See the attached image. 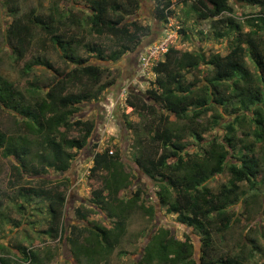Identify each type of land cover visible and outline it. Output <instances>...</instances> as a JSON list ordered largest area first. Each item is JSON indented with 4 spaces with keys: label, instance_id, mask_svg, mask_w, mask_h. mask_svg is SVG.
I'll return each instance as SVG.
<instances>
[{
    "label": "trees",
    "instance_id": "1",
    "mask_svg": "<svg viewBox=\"0 0 264 264\" xmlns=\"http://www.w3.org/2000/svg\"><path fill=\"white\" fill-rule=\"evenodd\" d=\"M139 0H90V13L87 20L90 28L97 35H108L119 42V47L106 49L98 45H86L87 55L78 53L71 45V37L64 40L55 33L52 15L37 14L31 8L27 21L14 18L7 29V37L13 43V50L18 58H23L31 44L33 26H39L59 44L61 59L66 62L63 69H55L56 75L52 84L43 96L33 97L32 102L14 87V84L0 75V103L16 111L29 132L38 140L40 146L29 156L34 143L29 138L20 136L14 141L0 130V147L5 155H11L15 163L12 165L14 176L20 178L26 169L40 174L51 168L55 172L64 173L71 168L77 150L82 149L94 130V123L75 116L80 104L99 97V94L114 80L104 84L103 61H118L128 52L129 43H137L140 35L148 28L134 20H128L122 7L131 9ZM187 2L186 0H182ZM245 4L261 5L262 10L252 20L259 23L256 29L243 33L241 24L233 18L234 9L228 0H193L189 4V12L202 19H213L214 25L224 23L223 29H217L215 35L223 36L236 30L238 37L234 45L225 54L211 53L206 56L202 51L181 50L171 44L154 65V79L144 92H129L125 101L132 110L140 109L154 113L161 127L152 133L151 140L158 149L150 153L141 152L137 163L142 171L157 182L156 195L159 203L166 207L168 213L177 214L178 220L194 229L201 240L199 259L193 256V244L186 234L184 241L178 240L167 230H160L145 245L144 254L135 264H260L253 261V251L249 255L237 252L224 256L219 260L212 257L213 229L225 230L232 221L228 207L240 198L241 182L247 183L253 190L257 185L256 175L259 161L254 148L263 140L261 126L264 124V38L258 35L264 28V0H239ZM158 2V3H157ZM156 10L164 22L172 13L171 0H156ZM15 9V6L13 7ZM224 14V15H223ZM226 14V15H225ZM223 15V16H222ZM181 33L185 30L181 28ZM185 36V35H184ZM70 39V41H69ZM128 44H123V42ZM248 45L249 57L258 69L253 74L246 64L245 46ZM94 59L95 61H91ZM212 66V76L199 86L197 81L189 80L188 74L201 65ZM47 65H49L47 63ZM29 70V64L25 67ZM228 87L230 92L226 93ZM228 91V90H227ZM235 101L233 107L234 122L242 123L243 116L238 110L247 112L254 123L253 139L242 144L238 159L228 160L229 147L235 141L233 123L227 124L226 142L211 138L201 151L188 152L183 138L189 133L196 140L202 139V132L208 129L199 120L212 109L213 103ZM173 115L176 120L185 121L180 127L170 125L168 114H156V105ZM214 123L217 120L213 119ZM77 130V137H68L66 132ZM247 134V133H246ZM36 163V164H35ZM34 165V166H33ZM224 169L229 173L228 181L222 183L217 191H213L206 182L216 173ZM90 173H101L102 184L92 190L100 200L102 209L107 210L108 218H115L110 224L93 223L92 225L75 226L74 233L64 238L70 243L76 257H83L89 264H106L113 249L119 245L126 231V220L133 208L141 207L140 188L129 198H122L120 191L131 184L129 172L118 152L110 153L108 148L96 151L92 156ZM10 184L14 180H9ZM19 181V179H18ZM21 181V180H20ZM264 181V179H263ZM18 193L30 205L32 196H43L47 201L48 240L63 236L65 227L63 218L66 196L57 186L47 187L22 186ZM253 193V192H252ZM253 197V194H250ZM90 210L76 209L80 219L88 217ZM151 213L153 207L144 208ZM264 215V207L262 208ZM63 232V234H62ZM62 235V236H61ZM44 243L45 237L39 239ZM33 241L19 250L9 253L0 245V264H40L38 252L33 249ZM255 250L263 252L264 248L255 244ZM264 264V262H263Z\"/></svg>",
    "mask_w": 264,
    "mask_h": 264
},
{
    "label": "rangeland",
    "instance_id": "2",
    "mask_svg": "<svg viewBox=\"0 0 264 264\" xmlns=\"http://www.w3.org/2000/svg\"><path fill=\"white\" fill-rule=\"evenodd\" d=\"M172 13L168 21L164 22L156 10V0H139L131 9L122 7L128 20H134L148 30L140 35L135 45L129 43L128 52L115 62L103 61L106 69L103 73L104 84L114 80L99 94V97L80 104L76 117L90 120L94 123V130L85 146L75 152L71 168L64 172H55L51 168L35 174L26 169L20 178L14 176L12 165L15 163L11 155H5L0 147V245L6 247L9 253L19 250L22 246L33 241L38 252L40 264H89L83 257H76L70 243L64 238L74 233L75 226L92 225L93 223H109L115 218L106 216L107 210L102 209V202L95 197L92 190L102 184L101 173H90L92 156L96 151L105 148L109 152H118L124 163L125 169L131 177V184L120 191L122 198H129L140 188L141 207H135L126 220V231L108 257L106 264H135L142 258L145 245L160 230H167L174 238L184 241L186 234L193 244V256L199 259L201 255L200 235L191 227L181 223L177 214L168 213L166 207L159 203L156 195L157 182L149 178L137 163V157L158 149L152 143L151 135L163 124L148 111L132 110L127 105L125 97L129 92H144L149 87V81L154 79V73L140 75L138 70V56L143 48L155 41L166 30L173 34V44L181 50L192 52L202 51L206 56L211 53H227L237 40L236 30L227 35L217 36L215 31L224 28V23L214 25L213 19H202L189 12V4L193 0H171ZM234 9L233 18L241 24L243 33L256 29L259 23L252 20L261 12V5L245 4L239 0H228ZM125 3L126 0H120ZM15 6V9L13 7ZM34 8L37 14L52 15L54 18L55 33L67 40L70 36L71 45L78 53L88 54L86 45H98L106 49L119 47V42L108 35H97L90 28L87 14L90 13V0H0V75L14 84V87L32 102L33 97L44 95L56 75L55 69H63L66 62L61 59V48L55 44L52 37L39 26H33L31 44L23 58H18L13 50V43L7 37V29L14 18L22 22L27 21V14ZM224 15V14H223ZM222 15V16H223ZM226 15V14H225ZM183 28L185 33L179 30ZM258 35L264 38V28H260ZM185 35V36H184ZM69 39V41H70ZM123 44H128L123 42ZM245 46V60L247 67L256 74L258 69L249 57L248 45ZM91 61H95L92 59ZM47 63L49 65H47ZM29 64V70L25 68ZM211 65L203 64L197 70L188 74L189 80L197 81L199 86L206 83V78L212 76ZM228 87L226 93L230 92ZM233 102L224 104L213 103L212 109L205 113L199 120L208 129L202 132V139L196 140L189 133L185 134L183 141L188 152L201 151L206 146V141L216 138L226 142L228 135L227 124L234 122ZM156 105V114H168L170 125L178 128L185 121L176 120L173 115ZM238 115L243 116L242 123H233L235 132L232 146L229 150L228 160L235 162L239 157L242 144L252 141L254 123L247 112L238 110ZM217 123L213 122V119ZM263 140L254 148V154L259 161V170L256 175L257 185L250 190L246 182L242 181L240 198L228 207L232 214V221L225 230L213 229L212 257L220 258L237 252L249 255L253 251V261L263 264V252L255 250V244L264 248V124L261 126ZM0 130L7 136L18 140L20 136L29 138L32 143L35 138L24 124L18 113L0 103ZM247 133V134H246ZM77 130L66 132L68 137H77ZM39 143V142H37ZM34 143L29 156L40 146ZM242 149L241 151H243ZM36 164V163H35ZM34 166V165H33ZM229 173L224 169L214 174L206 184L217 191L222 183L228 181ZM19 179V181H18ZM9 180H14L10 184ZM21 180V181H20ZM57 186L66 196L63 218L65 230L63 236L55 240H48V213L47 201L43 196H32L29 205L24 197L18 193L19 187L24 186ZM253 192V193H252ZM253 194V197L250 195ZM152 206L151 213L144 208ZM91 211L88 217L80 219L76 209ZM46 237L42 243L39 239Z\"/></svg>",
    "mask_w": 264,
    "mask_h": 264
},
{
    "label": "built area",
    "instance_id": "3",
    "mask_svg": "<svg viewBox=\"0 0 264 264\" xmlns=\"http://www.w3.org/2000/svg\"><path fill=\"white\" fill-rule=\"evenodd\" d=\"M173 41V34L166 30L155 41L143 48V51L138 56V70L140 75L150 74L152 65L162 58L167 48L173 44Z\"/></svg>",
    "mask_w": 264,
    "mask_h": 264
}]
</instances>
